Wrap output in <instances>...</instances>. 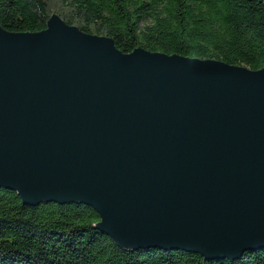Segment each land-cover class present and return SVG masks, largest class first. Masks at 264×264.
<instances>
[{
	"label": "water",
	"instance_id": "95a60500",
	"mask_svg": "<svg viewBox=\"0 0 264 264\" xmlns=\"http://www.w3.org/2000/svg\"><path fill=\"white\" fill-rule=\"evenodd\" d=\"M0 188L85 204L128 251L264 249V66L0 24Z\"/></svg>",
	"mask_w": 264,
	"mask_h": 264
},
{
	"label": "trees",
	"instance_id": "16d2710c",
	"mask_svg": "<svg viewBox=\"0 0 264 264\" xmlns=\"http://www.w3.org/2000/svg\"><path fill=\"white\" fill-rule=\"evenodd\" d=\"M53 14L113 38L125 53L142 47L264 66V0H0V24L11 32L42 31ZM100 219L85 204L31 206L0 188V264H264V249L234 262L181 250H124L95 227Z\"/></svg>",
	"mask_w": 264,
	"mask_h": 264
}]
</instances>
